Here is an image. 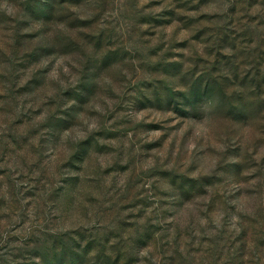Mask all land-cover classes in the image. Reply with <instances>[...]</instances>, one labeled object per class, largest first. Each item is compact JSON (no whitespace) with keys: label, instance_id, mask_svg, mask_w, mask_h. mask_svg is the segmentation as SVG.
Wrapping results in <instances>:
<instances>
[{"label":"rangeland","instance_id":"374dc122","mask_svg":"<svg viewBox=\"0 0 264 264\" xmlns=\"http://www.w3.org/2000/svg\"><path fill=\"white\" fill-rule=\"evenodd\" d=\"M0 264H264V0H0Z\"/></svg>","mask_w":264,"mask_h":264}]
</instances>
